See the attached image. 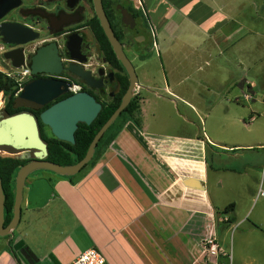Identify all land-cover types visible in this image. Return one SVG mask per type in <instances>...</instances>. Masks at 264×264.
<instances>
[{"label": "crops", "instance_id": "1", "mask_svg": "<svg viewBox=\"0 0 264 264\" xmlns=\"http://www.w3.org/2000/svg\"><path fill=\"white\" fill-rule=\"evenodd\" d=\"M113 1L114 6L118 4ZM260 1L141 0L144 11L132 5L151 23L159 56L169 59L171 84L168 81L162 91L148 82L145 72V82H139L137 92L142 129L127 122L98 161L76 175L74 183L56 174L27 180L20 223L14 235L0 241V264H70L89 248L100 249L108 264L209 263L206 239L215 235L222 248L220 226L237 225L239 215L237 204H231L227 211L231 205L222 209V204L208 195L207 144H217L235 160L244 157V152L262 154L258 163L245 161L237 168L221 169L234 179L264 165V144L227 147L206 133L204 138L166 134L153 119L172 118L175 113L191 122L193 114L199 115L197 106L181 96L186 92L181 87L192 79L187 69L190 64L195 63L193 81L197 88L264 91V65L256 60V56L264 58V33L247 28L252 24L250 19L264 16L258 12L264 9V0ZM246 38L247 43L241 44ZM258 40L262 42L261 55H256ZM148 50L127 41L128 57L131 55V61L145 71ZM223 62L231 66L226 68V77ZM206 64L207 69L203 68ZM246 65L248 74L256 79L229 77ZM241 91L236 99L243 98ZM151 96L156 103L153 111L148 107ZM252 101L245 102L250 105ZM163 107L168 108V115ZM253 111L251 121L256 118ZM189 178L201 180L205 189L186 186ZM256 223L258 228L264 227V222ZM224 258L220 257L218 264H225Z\"/></svg>", "mask_w": 264, "mask_h": 264}, {"label": "rangeland", "instance_id": "2", "mask_svg": "<svg viewBox=\"0 0 264 264\" xmlns=\"http://www.w3.org/2000/svg\"><path fill=\"white\" fill-rule=\"evenodd\" d=\"M117 3H122L123 0H116ZM260 3V0H257ZM126 3V2H124ZM138 5V0H133V5ZM261 8V6H259ZM146 10V9H145ZM260 14H264V9L258 11ZM148 26L149 38H150V49L148 53L145 52L146 65L148 69L145 71L141 64L134 61L136 73L139 78V82L143 84L145 82V72L148 73V82L156 87L164 88L168 85V81L171 84V75L169 73V59L163 54L162 57L159 56L158 49L154 47L153 43L155 39L153 38V27L151 23L144 19ZM252 24L247 28H253L256 31L264 33V16H255L254 20H249ZM261 35L256 36L260 39ZM248 39L241 44H246ZM259 47L257 49L256 55H261L263 53L262 42L258 40ZM2 45L0 44V50ZM131 59V55H129ZM256 56V60L260 65H264V58ZM244 64L248 58H243ZM184 60V59H183ZM188 60H191L189 58ZM223 67L225 68L224 77H226V68L228 64L223 62ZM184 66V65H182ZM208 64L203 65V68H208ZM259 66V65H258ZM185 67V66H184ZM241 68L239 74L233 72L229 77H234L242 80L246 78L252 81L256 79V76L248 74L247 65L245 69ZM182 69V67H181ZM188 75L192 77L191 80H187L181 87L185 89V93H181L186 100L194 103L200 113L198 116L192 115L190 117L191 122L183 121L176 114L173 117H163V119H158L156 116L155 124L158 128L164 130L166 134L171 135H182V136H192L194 138H204L205 133L213 141L219 142L227 145V147L240 145L243 148L247 146H257L258 144H264V91L259 88V90L250 94L253 96L254 101L247 104L243 98L236 99L239 96L241 90L238 88H227L215 89L210 86L205 88H197L194 83L195 63L193 65H187ZM183 70V69H182ZM0 71L12 73L15 80L19 79L21 76V69H14L3 56V51H0ZM202 71L206 73L203 69ZM180 77H183V73L180 71ZM201 73V77L204 76ZM177 74V73H176ZM16 80V81H17ZM26 81V80H25ZM182 89L180 90L182 92ZM161 91V93H162ZM245 90L241 91L243 94ZM146 94L145 91H143ZM162 95H164L162 93ZM19 96V95H18ZM17 96V97H18ZM151 98V99H150ZM148 98L150 105L148 106L150 111H153L156 103L155 97ZM0 118L2 115H6V98L3 93H0ZM200 99L199 101H197ZM203 101L200 105L199 102ZM182 105L180 106V108ZM251 107V108H250ZM164 113L169 114L168 108L163 107ZM207 110H209L210 115H207ZM256 111L254 116L256 117L254 121H251V111ZM253 111V112H254ZM162 120L161 124H157ZM164 124V125H163ZM155 125V126H156ZM48 135L50 132L47 130ZM244 157L240 160H235L230 156V152L219 148L217 144H207V148L204 155V162L208 165L209 171V182L207 185L208 195L212 198L215 203L222 204L220 208H225L224 206H229L231 204H237V225L220 226L219 236L220 242L222 244L223 250L226 252V258L223 259L225 264H264V227L258 228L256 222H264V195L261 194L264 191V165L259 169L255 168L254 171L248 173L241 178H232L233 174L230 172H222L221 169L237 168L239 164L246 162H260L263 157L262 154L256 152H244ZM263 153V151H262ZM1 157H12L21 160L23 156H9L4 152H0ZM29 157V156H28ZM220 172V173H219ZM54 175V173L49 171H37L29 176L27 180L29 182L32 179H36L43 176ZM224 176H228V179ZM238 180V181H237ZM40 183L42 180H37ZM237 182V183H234ZM240 182V183H238ZM231 184V186H230ZM26 188V187H25ZM239 196V197H238ZM241 198V199H240ZM233 214V213H232ZM231 214V215H232ZM232 216H236L235 213ZM245 216V219L239 223V220ZM261 219H260V218ZM261 220V221H258ZM22 226V225H21ZM0 241H4V238L0 237Z\"/></svg>", "mask_w": 264, "mask_h": 264}, {"label": "water", "instance_id": "3", "mask_svg": "<svg viewBox=\"0 0 264 264\" xmlns=\"http://www.w3.org/2000/svg\"><path fill=\"white\" fill-rule=\"evenodd\" d=\"M93 4L96 16L116 58L127 72L129 87L117 110L95 135L85 157L73 165H61L47 159L49 146L41 135L39 121L49 128L56 139L72 145L75 144V133L79 124L91 125L103 108V104L89 92L74 93L54 103L41 112L39 120L29 111L14 115H2L0 118V152L9 156L20 155L23 156L22 159L31 156L32 160L21 166L17 173L13 218L7 226H5L7 197L0 177V237L14 235V231L20 223L24 188L29 176L37 171H49L60 177L78 175L94 158L103 136L137 96L140 85L135 66L113 30L111 21L105 12L103 0H93ZM20 5L21 0H0V40L9 47L3 52L4 58L11 62L14 69L29 66L32 76L61 74L62 61L55 43L40 47L36 54L30 58L31 63L28 65L24 46L39 39V33L22 24L2 21L9 12ZM120 12L123 24L134 28L137 23L135 17L125 8H121ZM67 70L80 78L89 88H95L101 84V81H97L90 71L82 69L79 65H71ZM69 87L70 84L63 81H55L54 83L43 80L30 81L24 85L22 92L16 98L15 106L41 109L49 102L68 94ZM184 184L191 188L205 189L204 183L196 178H189Z\"/></svg>", "mask_w": 264, "mask_h": 264}, {"label": "flooded vegetation", "instance_id": "4", "mask_svg": "<svg viewBox=\"0 0 264 264\" xmlns=\"http://www.w3.org/2000/svg\"><path fill=\"white\" fill-rule=\"evenodd\" d=\"M106 4L107 3L103 0L105 12L111 21L117 38L123 44L125 52L128 40L138 45H144L147 49H150V33L148 26L144 19L140 15H137L139 13L132 8L133 0H125L122 4L118 3L114 6L116 9L114 21L113 19L111 20L109 16L110 12L108 14L110 9L109 7L106 9ZM121 8H125L135 17L137 23L134 28L123 24L122 14L120 12ZM96 18L93 0H21V5L9 12L2 21L22 24L39 33V39L24 46L28 65L31 63L30 58L36 54L38 49L50 43H55L57 45L62 61L61 74L30 75L26 78L25 84L34 80H43L51 83L63 81L69 83L70 87L73 84L79 85L81 87L79 92H89L102 104L117 99L123 87L121 78L124 77L125 74L127 75V72L117 58L121 66L118 62L116 63L113 61L109 51V53L104 52L100 39L96 35ZM116 21L120 22L119 25L115 24ZM0 44L2 45V51L9 48L4 45L1 40ZM9 64L12 66L10 61ZM71 65H79L82 69L90 71L97 81H101V84L95 88L87 87L80 78L67 70ZM71 94L74 93L69 90L68 94L49 102L41 109H34L29 106L23 107L27 111L33 113L39 120L42 111ZM39 128L42 137L44 134H48L47 130L50 132L49 128L44 126L40 121ZM49 136H53L51 132ZM21 160L28 163L32 160V157L29 156ZM6 215L7 212L5 217ZM10 222H5V226Z\"/></svg>", "mask_w": 264, "mask_h": 264}, {"label": "trees", "instance_id": "5", "mask_svg": "<svg viewBox=\"0 0 264 264\" xmlns=\"http://www.w3.org/2000/svg\"><path fill=\"white\" fill-rule=\"evenodd\" d=\"M106 4V9L109 7L108 11L111 20H115L116 9L114 7L113 0H104ZM136 11V10H135ZM134 12V10H133ZM139 13V12H138ZM140 15V14H137ZM97 28L96 35L100 39L104 52H110L114 62H118L116 56L111 48V45L98 21L96 18ZM120 22L116 21L115 24L119 25ZM114 24V23H113ZM108 52V53H109ZM120 64V62H118ZM121 66V64H120ZM122 80V91L119 97L109 103H103V108L96 118V120L91 125H86L84 123L79 124V128L75 133V144H70L64 141L56 139L54 136L43 135L44 139L47 141L49 146V155L48 160L61 165H73L81 161L89 147L92 143L95 135L103 127V125L110 119L113 113L119 107L122 97L126 93L129 87V78L127 75L121 78ZM19 91V85L15 79H12L7 76L6 73L0 71V93H3L7 104H6V114L14 115L23 111H27L24 107H16L15 100L17 98V92ZM0 103L2 100L0 99ZM127 122H132L138 129H142V118H141V109H140V98H136L130 103L126 110L119 116L116 122L110 127L106 134L101 139L98 147L96 149L94 158L92 161L82 170L85 171L89 166L94 165L110 144L114 141L120 131L124 128ZM26 161L15 159L12 157H1L0 156V177L3 183L4 191L7 197L6 201V222H10L13 218L14 202H15V193H16V176L21 166H23ZM81 172V173H82ZM73 177H63L68 179L71 182H75ZM228 207L226 210L229 211Z\"/></svg>", "mask_w": 264, "mask_h": 264}, {"label": "built area", "instance_id": "6", "mask_svg": "<svg viewBox=\"0 0 264 264\" xmlns=\"http://www.w3.org/2000/svg\"><path fill=\"white\" fill-rule=\"evenodd\" d=\"M137 8L144 11L143 4L141 0H138ZM4 52V51H3ZM21 76L17 80V83L19 85V91L17 92V96L22 92L25 80L28 76L31 75V71L29 67L21 68ZM8 77L15 79L12 76V73L7 74ZM249 86H253L251 83H248ZM69 90L73 93H78L81 90V87L77 84H73ZM243 98L245 101L249 102L253 99V96L248 92V89L243 92ZM262 195H264V191L261 192ZM206 252L208 254L209 263L208 264H218V260L220 257L226 256L225 251L221 248V246L217 242V238L215 235L211 234L206 239L205 243ZM70 264H108L107 259L103 252L100 249L97 248H89L83 253H81L73 262Z\"/></svg>", "mask_w": 264, "mask_h": 264}]
</instances>
